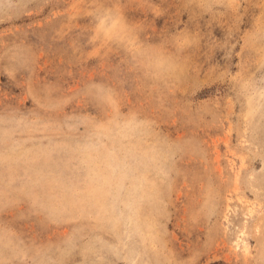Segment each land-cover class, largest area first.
<instances>
[{
  "label": "rangeland",
  "instance_id": "rangeland-1",
  "mask_svg": "<svg viewBox=\"0 0 264 264\" xmlns=\"http://www.w3.org/2000/svg\"><path fill=\"white\" fill-rule=\"evenodd\" d=\"M264 0H0V264H264Z\"/></svg>",
  "mask_w": 264,
  "mask_h": 264
},
{
  "label": "clouds",
  "instance_id": "clouds-1",
  "mask_svg": "<svg viewBox=\"0 0 264 264\" xmlns=\"http://www.w3.org/2000/svg\"><path fill=\"white\" fill-rule=\"evenodd\" d=\"M257 80L260 83L261 86H264V70L259 71L256 73ZM261 144L264 145V129L261 130ZM39 264V262H37ZM163 264V262H161ZM175 264H186L183 260H177L175 261Z\"/></svg>",
  "mask_w": 264,
  "mask_h": 264
}]
</instances>
